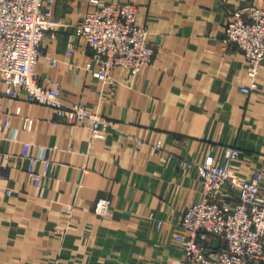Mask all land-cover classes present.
<instances>
[{
    "label": "crops",
    "instance_id": "obj_1",
    "mask_svg": "<svg viewBox=\"0 0 264 264\" xmlns=\"http://www.w3.org/2000/svg\"><path fill=\"white\" fill-rule=\"evenodd\" d=\"M105 1L137 5L136 22L156 49L149 66L135 76L115 67L109 81L92 75L94 49L77 25L93 4L53 0L60 25L44 36L46 55L35 67L42 85L61 88L64 102L83 103L111 122L104 138L47 105L6 96L0 82V154L8 164L0 177V264H194L180 238L188 236L186 205L204 194L195 163L208 153L224 162L235 147L242 154L231 169L264 175V62L256 90L244 93L240 86L253 81L247 60L223 42L229 14L264 8V0ZM24 142L31 155L49 158L48 167L36 163L38 182L22 156ZM180 160L191 164L179 167ZM102 198L111 199L106 214L95 210ZM211 245L223 242L212 237Z\"/></svg>",
    "mask_w": 264,
    "mask_h": 264
},
{
    "label": "built area",
    "instance_id": "obj_2",
    "mask_svg": "<svg viewBox=\"0 0 264 264\" xmlns=\"http://www.w3.org/2000/svg\"><path fill=\"white\" fill-rule=\"evenodd\" d=\"M89 1L94 9L86 13L77 27L94 49L93 62L98 67L87 66L92 75L109 81L115 67H124L135 76L149 66L156 49L147 40L148 28L136 22L137 5ZM52 3L53 0H0V82L5 85L4 93L47 105L59 119L85 124L92 137L104 138L110 121L83 103L64 102L59 86H44L36 75V64L46 55L44 36L54 35L60 25L52 17ZM223 42L229 48L235 46L241 50L247 60V74L253 81L249 86H240V90L244 93L256 90V78L264 62V8H235L228 16ZM49 60L52 65L57 63L56 58ZM32 121L26 117L25 128H31ZM30 147L29 142L23 143L22 156L28 159L27 170L38 182L41 174L36 170V163L42 160L48 167L50 161L31 155ZM155 148L162 149L161 141ZM241 154L238 148L228 147L224 162L208 153L202 162L195 163L204 194L200 201L187 204L183 212L181 225L188 236L180 238V244L187 262L257 264L264 261V188L261 185L264 175L254 170L250 176L241 177L231 169V162ZM189 164L180 160L178 166ZM7 168L0 154V177ZM110 205L111 199L102 198L95 202V210L106 214ZM212 237L221 238L223 246L213 247Z\"/></svg>",
    "mask_w": 264,
    "mask_h": 264
}]
</instances>
